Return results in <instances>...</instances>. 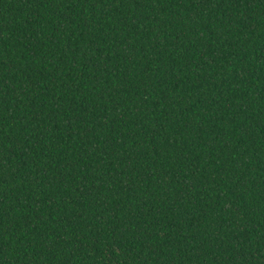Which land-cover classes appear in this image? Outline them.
Returning <instances> with one entry per match:
<instances>
[{"label":"trees","instance_id":"1","mask_svg":"<svg viewBox=\"0 0 264 264\" xmlns=\"http://www.w3.org/2000/svg\"><path fill=\"white\" fill-rule=\"evenodd\" d=\"M0 264H264V0H0Z\"/></svg>","mask_w":264,"mask_h":264}]
</instances>
